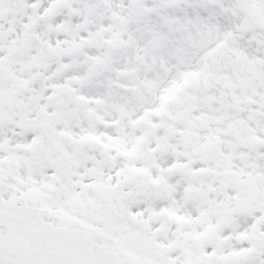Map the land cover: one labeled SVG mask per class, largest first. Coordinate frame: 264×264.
Here are the masks:
<instances>
[{"label":"snow or ice","instance_id":"6c2138e0","mask_svg":"<svg viewBox=\"0 0 264 264\" xmlns=\"http://www.w3.org/2000/svg\"><path fill=\"white\" fill-rule=\"evenodd\" d=\"M0 264H264V0H0Z\"/></svg>","mask_w":264,"mask_h":264}]
</instances>
